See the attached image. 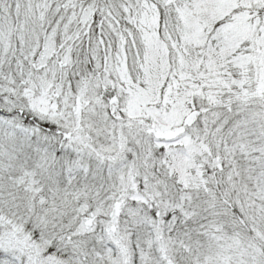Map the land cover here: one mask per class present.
I'll use <instances>...</instances> for the list:
<instances>
[{
  "label": "snow or ice",
  "instance_id": "snow-or-ice-1",
  "mask_svg": "<svg viewBox=\"0 0 264 264\" xmlns=\"http://www.w3.org/2000/svg\"><path fill=\"white\" fill-rule=\"evenodd\" d=\"M0 264H264V0H0Z\"/></svg>",
  "mask_w": 264,
  "mask_h": 264
}]
</instances>
